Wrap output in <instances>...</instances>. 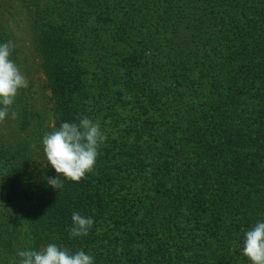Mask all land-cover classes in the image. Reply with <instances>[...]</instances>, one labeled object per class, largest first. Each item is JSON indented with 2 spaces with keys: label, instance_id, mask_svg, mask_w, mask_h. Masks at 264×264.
Here are the masks:
<instances>
[{
  "label": "trees",
  "instance_id": "obj_1",
  "mask_svg": "<svg viewBox=\"0 0 264 264\" xmlns=\"http://www.w3.org/2000/svg\"><path fill=\"white\" fill-rule=\"evenodd\" d=\"M141 1L153 16H129ZM97 2H47V24L65 40L51 60L74 79L60 89L61 99L73 102V113L99 121L108 137L93 172L80 182L64 180L59 192L46 182L47 239L71 253L85 251L94 264H138L140 252H132L142 234L138 223L161 193L159 211L150 215H160L158 235L167 239L155 262L167 254L172 261L191 257L192 264H250L242 254L244 233L264 220V198L251 202L247 190H264V13L261 31L245 43L253 48L247 63L259 83L249 81V72L242 88L232 80L248 48L234 61L214 52L232 49L242 35L250 40V26L241 21L248 8L263 6V12L264 0H108L99 6L104 17L93 10ZM198 58L207 63L192 78L195 87L184 70H193L187 62ZM217 79L241 91L243 100L223 96L230 93ZM60 120L72 122L64 111ZM241 161L251 169L244 183L236 168ZM203 180L211 185L202 187ZM166 200L174 205L164 207ZM30 208L25 203L23 213ZM73 212L94 219L87 236H69ZM148 240L152 249L160 247Z\"/></svg>",
  "mask_w": 264,
  "mask_h": 264
},
{
  "label": "rangeland",
  "instance_id": "obj_2",
  "mask_svg": "<svg viewBox=\"0 0 264 264\" xmlns=\"http://www.w3.org/2000/svg\"><path fill=\"white\" fill-rule=\"evenodd\" d=\"M47 2L48 0H0V44L9 40L14 42L15 48L10 59L16 63L29 82L27 88L19 91L14 104L11 106L10 111L17 113V117L15 119L7 118L3 123H0V264H12L14 259L18 261L19 257L16 253L20 250H39L51 244L46 237L50 230L46 219L42 216L44 204L42 198L47 194L46 178L55 172V169L46 161L42 139L45 134L65 122L60 120L63 111L68 112L72 122H78V118L81 117L73 113L75 111L73 102L63 101L60 96V89H63L74 79L65 74L62 68L51 60V54H56L62 50V46H65V40L63 35L57 34L56 30L47 24ZM101 2H97L98 7L93 8V10L100 14V17H104V12L102 13L99 6L107 3L108 0H101ZM147 3L141 1L136 12H130L129 16H137V13H139L138 16H153V12L148 13L149 10H146ZM153 8L158 10L156 7H148V9ZM262 8L263 6L257 9L248 8L250 15L241 21V23H245L246 27L250 26L247 27L246 31L251 34V36L249 35L251 41L246 39L248 36L244 38L242 35L233 41L232 49L214 52L216 57H227L226 60L228 61L241 48H248L243 58L244 66H240L239 74L237 73V77L232 79L233 82L236 80V87L242 88V85L246 84L247 79L244 75L248 72L250 73L249 81L252 77L255 78L251 65L249 66L247 63L249 52L253 48L245 43L249 42L248 44H250L254 41L252 31H261L259 16L264 13ZM111 12L112 9L109 8V13L111 14ZM193 35L196 39L204 37L200 33ZM140 40H142V35H139L137 44ZM140 46L142 47V45ZM51 47H54L56 51H53ZM206 63H203L199 58L195 62L193 60L187 62L193 70L186 68L184 73L190 77L188 80L195 87L198 86L199 82L192 81V78L198 77L199 79L201 77L202 73L199 70L204 68ZM178 65H176L177 68L181 69L184 64L178 63ZM197 65L201 66L196 67ZM155 68L156 66L153 65V70H156ZM154 74L157 77V73ZM217 80L216 83L220 88L222 87L225 92L230 93L229 95L223 93V96H227L229 99L233 98L236 103L243 100L241 91H233L225 85V82L222 81L221 83L219 79ZM255 80L259 83L257 77ZM260 106L262 108L263 104ZM243 163L246 162L241 161L240 165L236 167L242 183H244L242 176L245 179L251 177L249 174L251 169ZM206 179L209 181L208 178ZM207 180L201 182L202 187L211 185ZM247 190L251 202H263V189L256 191L255 188L247 186ZM25 194L31 198L32 202L28 201L29 198L25 197ZM160 194L157 193L149 201V207L145 209L146 213L143 212L140 223H138L142 234L138 239H134L132 252H140L141 257L140 262L135 260L138 264H192L188 263L191 257H183L182 255L179 261L170 260L167 254H164L165 260L160 262L153 260L162 248L161 239H167L166 233L161 239L158 235V232L164 230L161 228L162 223L159 222L160 215L155 217L150 215L151 212L157 213L159 211L157 203L161 200ZM25 203L31 207L30 213H23ZM172 203L166 200L165 204L162 205L164 207L169 204L174 205ZM147 235L148 238L152 239V242L154 241L155 247L158 245L160 247L152 249L151 240L142 238ZM171 242V240L168 241L170 244ZM163 251L165 250L163 249ZM200 262L202 260L194 264H200ZM122 264H131V262L127 260L123 261Z\"/></svg>",
  "mask_w": 264,
  "mask_h": 264
},
{
  "label": "clouds",
  "instance_id": "obj_3",
  "mask_svg": "<svg viewBox=\"0 0 264 264\" xmlns=\"http://www.w3.org/2000/svg\"><path fill=\"white\" fill-rule=\"evenodd\" d=\"M14 42L0 44V123L7 118L15 119L17 113L11 106L21 89L28 87V80L16 63L10 59ZM108 139L99 121L87 116L78 122H62L43 136V151L48 165L57 176L47 177V183L58 192L64 187V180L80 182L86 174L93 172L101 145ZM69 228L71 238L87 236L95 221L90 216L73 212ZM242 254L250 264H264V220H258L244 233ZM18 261L12 264H94V257L79 250L71 253L54 243L39 250L24 249L16 253Z\"/></svg>",
  "mask_w": 264,
  "mask_h": 264
}]
</instances>
